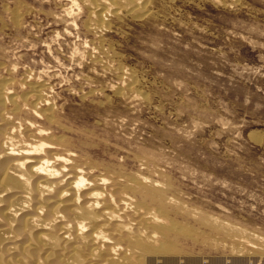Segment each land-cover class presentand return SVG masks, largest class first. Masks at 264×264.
I'll return each mask as SVG.
<instances>
[{
  "label": "rangeland",
  "instance_id": "1",
  "mask_svg": "<svg viewBox=\"0 0 264 264\" xmlns=\"http://www.w3.org/2000/svg\"><path fill=\"white\" fill-rule=\"evenodd\" d=\"M89 5L0 0V85L17 98L0 149L45 143L36 158L108 194L126 230L108 227L97 264H264V0H155L98 32ZM15 190L0 191L1 249L24 240L1 215Z\"/></svg>",
  "mask_w": 264,
  "mask_h": 264
},
{
  "label": "bare ground",
  "instance_id": "2",
  "mask_svg": "<svg viewBox=\"0 0 264 264\" xmlns=\"http://www.w3.org/2000/svg\"><path fill=\"white\" fill-rule=\"evenodd\" d=\"M88 1L90 3L89 8L91 9V15L95 21L94 26L89 27L92 32H98L109 26V17L118 20L126 16L136 19L150 15L151 4L155 0ZM2 80L3 79H1V82ZM42 92V86L37 85L31 87L30 92L24 96V100L30 99L32 101L31 107L33 111H37V105L47 102L43 99ZM8 103L16 105L17 98L13 95L11 96L5 86L0 85V107H5ZM52 109L50 110L52 111ZM44 147L45 143H40L38 146L31 147L25 151L15 149L13 145H10V147H3V149L1 147L0 191L9 192L11 189H16L13 195L10 197L7 195L9 198L6 197L7 199H5V201L8 200V203L6 202V207L1 215L2 217L4 215L5 217L3 219L9 222V224H4V226L6 225L11 228L14 226L12 230L19 235L22 234L24 240L19 244L12 242V246L10 247H5L4 245L2 246L4 249L0 247L1 251L4 250L7 252L6 255L8 256V259L6 258L5 260V256L3 257L5 252L2 253L0 251V264H42L43 262L47 264H97L99 249L105 247V243H111V237L107 234L108 227L113 226L119 232L125 231L126 228L120 224V216L115 215L113 211L109 210L108 206L110 204H107V193L103 191L83 193L85 189L89 190L87 183L89 182L87 179L88 177H85V173L81 169L71 171L69 159L61 156H51V158L46 155L43 158H39L38 156L36 158L34 156ZM15 155H20V157H22L20 158L18 156L20 160L13 161L15 162L13 167L15 170L14 172L13 168L9 166L13 159L9 158L11 156L14 158ZM27 163L30 164L26 165ZM75 165H77V163ZM83 196L86 201L82 203L81 200H83ZM19 202H21L19 211L22 213L25 212L26 207L31 213L28 212L20 217L18 216L19 218H15L16 205H19ZM31 203H33V205H31ZM6 214H9V217L13 216L14 219H10L8 216L6 217ZM150 219L153 224H160V221L155 215L150 217ZM115 221L119 223L112 225ZM98 222L102 223L96 226ZM86 230H90V232L87 233L85 232ZM131 234L132 231L128 235L131 236ZM19 237L21 240L22 237ZM5 242L6 240H4V243ZM42 248L45 250L42 255H39ZM111 260L112 259L106 258L101 264L112 263Z\"/></svg>",
  "mask_w": 264,
  "mask_h": 264
}]
</instances>
